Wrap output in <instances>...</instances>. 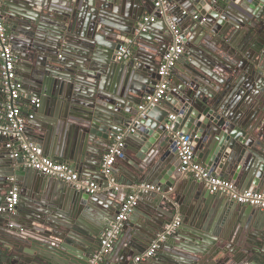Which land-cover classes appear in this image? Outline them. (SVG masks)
Wrapping results in <instances>:
<instances>
[{
	"label": "water",
	"instance_id": "1",
	"mask_svg": "<svg viewBox=\"0 0 264 264\" xmlns=\"http://www.w3.org/2000/svg\"><path fill=\"white\" fill-rule=\"evenodd\" d=\"M170 2L167 16L191 59L178 60L165 98L141 112L171 41L165 18L149 9L153 0H3L22 90L39 100L28 139L101 188L87 193L32 168L15 170L19 159L0 136V208L12 185L20 191L13 210L0 211V264H87L143 182L156 189L139 192L104 255L110 264H133L176 213L182 226L161 244L175 250L158 251L151 264H264V210L183 180L173 139L188 136L212 175L264 193V0ZM145 10L157 19L139 32ZM128 40L133 55L117 61ZM5 102L0 78V117ZM119 135L122 154L104 173V154Z\"/></svg>",
	"mask_w": 264,
	"mask_h": 264
},
{
	"label": "built area",
	"instance_id": "2",
	"mask_svg": "<svg viewBox=\"0 0 264 264\" xmlns=\"http://www.w3.org/2000/svg\"><path fill=\"white\" fill-rule=\"evenodd\" d=\"M3 0H0V78L2 91L6 98L5 113L0 121V136L8 138L6 146L10 149L15 148L10 157L15 158L22 156L28 167L40 172L49 177L56 178L71 184L76 190H82L87 193H95L100 190L99 183L92 178L82 177L75 168L65 162H59L51 159L41 153L39 146L30 141L25 133L26 122L33 117V114H24L20 105V99L25 96L22 90L15 64V55L9 40L8 28L2 11ZM155 11L167 21L171 29V41L167 45L163 56L160 60L157 74L158 82L154 90L143 97L139 105V111L143 112L148 106H154L161 103L162 99L167 94L169 87V76L178 60L183 55L185 48L182 39V31L177 27L175 22L171 21L168 15L172 8L170 0H153ZM183 11L182 13H184ZM196 17V16H195ZM156 16H144L138 22L137 31H146L148 24L156 21ZM132 55L131 40L121 45L116 53L117 61H124ZM31 105L38 106V99H30ZM173 115H169V119H173ZM174 147L179 159V171L182 177L190 178L211 192L223 193L228 200L241 204L251 205L264 210V193L254 190H240L229 179L212 175L200 162L195 159V153L191 146L190 139L186 135L175 134L173 136ZM122 135H119L108 153L102 160V171L108 172L109 166L115 159L122 154ZM115 189L120 185L110 182ZM156 187L150 183L134 184L132 189L127 194L122 202L116 218L110 223L109 227L102 233L100 238V248L91 257L87 264H103L104 255L108 253L117 239L118 233L123 225V222L134 210L138 204L139 192H148L155 190ZM20 198L19 187L12 185L6 197L7 206L0 208L2 210L12 211L15 205L18 204ZM181 225V219L177 218L167 224L164 229L159 232L148 249L134 257L133 264H142L144 261L154 257L161 244L174 233Z\"/></svg>",
	"mask_w": 264,
	"mask_h": 264
},
{
	"label": "crops",
	"instance_id": "3",
	"mask_svg": "<svg viewBox=\"0 0 264 264\" xmlns=\"http://www.w3.org/2000/svg\"><path fill=\"white\" fill-rule=\"evenodd\" d=\"M175 4V3H174ZM15 4L13 3V2H10V6H14ZM172 5V4H171ZM176 5V4H175ZM131 7H133L134 9H137V11H138V9H140V6H139V4H136V5H134V4H132L131 5ZM150 9V11L152 12V13H154L155 12V9H154V7H151V8H149ZM150 16L151 14H148V12L145 10V12H144V15L142 16V17H144V16ZM181 15V14H180ZM141 20V19H140ZM9 32V31H8ZM186 51V50H185ZM184 51V53H183V55L181 56V58L182 59H187V60H190L191 59V57H189L188 55H186V52ZM132 55H133V50H132ZM131 55V56H132ZM131 56H130V58H131ZM180 58V59H181ZM33 92H32V90H31V88H29V89H25L24 91H23V94H25V96H23L21 99H20V105H21V107H22V111H23V113L24 114H33L34 112L32 111V108H33V105H31L30 104V102H29V95H31ZM3 96H4V94H3ZM4 98H5V96H4ZM36 115H39L38 113H36ZM42 118H45V116H42V115H40ZM2 120V117H0V121ZM36 122H39V121H36L35 120V123ZM31 126H33V125H31ZM35 126V125H34ZM32 131H34V130H32ZM34 132H36V130L34 131ZM30 134H31V132H30ZM27 136V135H26ZM29 137V136H28ZM27 137V138H28ZM30 138V137H29ZM7 143V142H6ZM114 143V142H113ZM112 146V145H111ZM110 146V147H111ZM14 148H15V143H14V146L12 147V149H11V152L10 153H12L13 152V150H14ZM110 149V148H109ZM122 149H123V145H122ZM109 151V150H108ZM108 153V152H107ZM105 155V154H104ZM12 158V157H11ZM14 160L15 159H19V163H15V165H14V169L15 170H18V169H20V168H23V169H27V168H30V167H28L27 165H26V163H25V159L23 160L22 159V156H18V157H15V158H13ZM83 177V176H82ZM88 178H91V177H89V176H87ZM181 178H183V180L184 179H188V178H185V177H181ZM93 179V178H92ZM195 182V181H194ZM138 184V183H137ZM200 184V183H199ZM236 185V187L238 188V189H240V190H243L241 187H239V185H237V184H235ZM199 186H201V188H203V189H206L203 185H199ZM111 187H114V186H112L111 185ZM140 199V198H139ZM138 199V204H139V200ZM225 199H226V201L228 202L229 200L227 199V197H225ZM151 198H148V201H150L151 202ZM239 205V204H238ZM234 206H237V203H234ZM186 209H188V208H186ZM177 218H180L181 219V225H180V227L182 226V222H183V216L182 215H180V214H175V216H174V218H173V221L175 220V219H177ZM138 222H139V219H138ZM134 224V223H133ZM180 227H178V228H180ZM118 241V240H117ZM170 248H172L173 250H175V248L173 247V246H171V245H168V243H164L159 249H158V251H162V252H164V250L163 249H170ZM123 249V242H120V245L118 246V251L119 250H122ZM153 258V257H152ZM117 259V257L115 258V260ZM153 259H148V260H146V261H144L142 264H151L153 261H152ZM157 260V259H156ZM114 262V258H112L111 260H107V259H104V261H103V264H106V263H113Z\"/></svg>",
	"mask_w": 264,
	"mask_h": 264
},
{
	"label": "bare ground",
	"instance_id": "4",
	"mask_svg": "<svg viewBox=\"0 0 264 264\" xmlns=\"http://www.w3.org/2000/svg\"><path fill=\"white\" fill-rule=\"evenodd\" d=\"M143 183H145V182H143ZM150 184H151V183H150ZM152 185H153V184H152ZM160 247H161V246H160ZM146 250H147V249H146ZM146 250H145V251H146ZM136 256H137V255H136ZM133 260H134V259H133Z\"/></svg>",
	"mask_w": 264,
	"mask_h": 264
}]
</instances>
